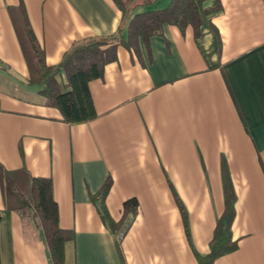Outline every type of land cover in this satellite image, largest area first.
I'll return each instance as SVG.
<instances>
[{
    "label": "crops",
    "instance_id": "1",
    "mask_svg": "<svg viewBox=\"0 0 264 264\" xmlns=\"http://www.w3.org/2000/svg\"><path fill=\"white\" fill-rule=\"evenodd\" d=\"M220 2L211 20L219 40L206 24L194 36L165 23L137 51L118 44L89 82L96 117L67 123L28 82L11 10L23 4L47 65L73 42L115 32L120 10L113 0H0V164L50 178L59 226L72 235L63 264H196L224 210L223 160L238 247L214 264H264V0ZM108 178L103 204L114 222L125 200L138 202L117 231L98 203ZM0 264H52L42 230L6 208L1 189Z\"/></svg>",
    "mask_w": 264,
    "mask_h": 264
},
{
    "label": "trees",
    "instance_id": "2",
    "mask_svg": "<svg viewBox=\"0 0 264 264\" xmlns=\"http://www.w3.org/2000/svg\"><path fill=\"white\" fill-rule=\"evenodd\" d=\"M155 1L113 0L121 12L120 24L116 31L73 42L55 65L45 63L43 49L32 31L23 4L20 3L11 10L14 28L29 70L28 82L42 86L40 94L45 98V103L56 107L64 122L80 123L96 117L89 82L101 77L104 66L116 59L118 44L137 51L138 39L147 41L159 34L165 23L176 26L181 33L190 26L194 36H200V27L206 24L219 40L211 20L222 10L220 0H213L208 7L203 5L205 0H170L163 9L137 11L139 7L151 5ZM61 72L64 73L65 82L57 80ZM221 175L224 210L216 221L208 252L199 254L194 251L196 264H214L217 258L235 251L238 247V240L233 239L231 232L235 193L224 160L221 164ZM110 186L111 180L108 178L98 192V203L102 221L110 230L117 231L121 229L128 215L136 213L138 202L134 197L125 200L122 221L114 222L103 204ZM0 189L7 209L18 212L22 218H31L42 230L52 264H63L64 243L72 235L59 226L50 178L31 176L24 169L6 170L0 164ZM172 193L188 235L186 211L173 189ZM122 264H125L123 260Z\"/></svg>",
    "mask_w": 264,
    "mask_h": 264
},
{
    "label": "built area",
    "instance_id": "3",
    "mask_svg": "<svg viewBox=\"0 0 264 264\" xmlns=\"http://www.w3.org/2000/svg\"><path fill=\"white\" fill-rule=\"evenodd\" d=\"M123 236V231H121L119 234H117V237L120 239Z\"/></svg>",
    "mask_w": 264,
    "mask_h": 264
}]
</instances>
